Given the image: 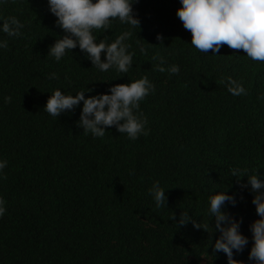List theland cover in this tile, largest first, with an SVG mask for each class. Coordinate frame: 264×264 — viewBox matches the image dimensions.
<instances>
[{"label":"trees","instance_id":"obj_1","mask_svg":"<svg viewBox=\"0 0 264 264\" xmlns=\"http://www.w3.org/2000/svg\"><path fill=\"white\" fill-rule=\"evenodd\" d=\"M181 7L180 0H138L140 26L117 19L94 31L107 43L131 33L133 66L120 73L101 72L78 47L59 62L48 55L66 34L48 0L0 5V23L15 17L25 25L19 37L0 32L8 43L0 48V159L7 161L0 264H228L214 251L220 233L209 213L210 197L222 191L239 193L237 205L223 210L243 218L250 241L234 259L254 264L250 225L260 217L254 194L231 170L264 178V62L227 45L219 54L198 51L177 16ZM161 58L179 74L158 71ZM52 73L59 78L50 80ZM145 76L156 90L140 104L149 134L137 140L114 127L102 138L84 133L77 124L83 102L60 117L44 110L57 89L87 98ZM230 81L246 94L230 93ZM156 182L166 192L163 207L150 194ZM183 212L207 231L178 226Z\"/></svg>","mask_w":264,"mask_h":264},{"label":"clouds","instance_id":"obj_2","mask_svg":"<svg viewBox=\"0 0 264 264\" xmlns=\"http://www.w3.org/2000/svg\"><path fill=\"white\" fill-rule=\"evenodd\" d=\"M136 2L138 0H48L51 13L57 17V27L66 33L50 46L48 55L59 62L69 51L78 47L101 72L115 68L120 73H128L135 55L128 51L130 45L125 43L131 33L126 32L114 42L107 43L106 40L97 42L94 31H107L111 22L117 19L131 27L140 26V20L133 10ZM4 3L7 0H0V5ZM180 3L182 7L177 11V16L184 28L191 32V45L198 51L219 54L221 48L227 45L233 50H242L253 61L264 62V0H180ZM24 27L19 19L9 17L0 23V32L9 37H19ZM157 39L162 40V35H158ZM7 47V41H0V48ZM141 52L146 54L143 48ZM164 63L161 58L158 71L179 74L178 65L165 68ZM48 78L58 79L59 76L52 73ZM155 90V85L147 76L131 83L116 84L108 93L87 98L83 91L76 95H65L57 89L51 93L44 110L52 117H60L64 113L74 112L83 102L77 124L84 129V133L102 138L107 129L114 127L129 139L137 140L141 135L149 134L146 129L147 119L141 118L137 112L145 97ZM227 90L233 95L246 94L245 88L235 81L229 82ZM6 167L7 161L0 159V174H3ZM231 174L241 189L250 188L254 194L252 203L260 219L250 225L253 246L249 260L254 264H264V178L259 170L251 174L247 170L233 168ZM150 194L157 207L167 203L166 192L159 182L153 185ZM238 194L222 191L209 199V213L215 218V231L220 233L214 251L226 254L228 264H240L234 259V253H243L250 242L249 237L241 231L243 218L237 219L223 210L226 203L233 207L237 205ZM5 203L4 198L0 197V217L6 212ZM172 220H176L175 215ZM189 222L194 228L207 231L206 226L196 222L186 212L180 215L178 226H187Z\"/></svg>","mask_w":264,"mask_h":264}]
</instances>
